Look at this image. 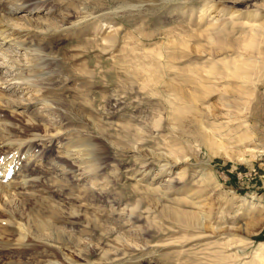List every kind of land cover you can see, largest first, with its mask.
<instances>
[{"label": "rangeland", "instance_id": "rangeland-1", "mask_svg": "<svg viewBox=\"0 0 264 264\" xmlns=\"http://www.w3.org/2000/svg\"><path fill=\"white\" fill-rule=\"evenodd\" d=\"M232 13L264 0H0V264H264V76L195 80L234 68Z\"/></svg>", "mask_w": 264, "mask_h": 264}, {"label": "bare ground", "instance_id": "bare-ground-1", "mask_svg": "<svg viewBox=\"0 0 264 264\" xmlns=\"http://www.w3.org/2000/svg\"><path fill=\"white\" fill-rule=\"evenodd\" d=\"M31 9L32 11L34 10L39 11L37 5L33 6V8ZM230 18L231 19L233 18V28H232L233 32L239 33L240 30L243 29V31L240 33V36H239V39L243 41L242 51H239V52L232 51L233 53L236 54V57L234 58H229V59L220 58V60L224 61L225 63L229 61H235L234 68L232 69L231 72L229 69L222 70V69H217L213 67V70L210 69V71L207 70L206 73L203 72V79L202 77L197 76L195 80L198 83L203 84V87H205L203 89L204 97L209 96L214 90L213 88H216L220 82L226 79H232V77L235 79L237 78L240 81L239 86L247 85V87L249 88L253 87V91L249 92V94H253L256 90V82L254 81V74L257 73L256 71H260V73H262L264 76V66H262L263 62H261L260 59H256L258 57H254L255 55L253 56L254 51L257 49L264 51V20H260L256 17H251V16L242 17L239 14H235V13H232ZM213 25L216 31L223 30V27H220L216 25L215 23H213ZM16 26L17 25H13L10 23V18H3V20H1L0 22V27H1L0 31L5 32V34H9L8 36H11V34L15 31V30L13 31V29L17 28ZM4 37L7 38V36H4ZM5 40H8V39H5ZM177 93L178 94H176V98L178 99V102L172 103V111H171L172 116H174L175 118H179L180 115L187 109V106H190L189 103H193L197 99V94L194 92H189V91L181 92L177 90ZM224 106H227L228 108L231 106V104L225 103ZM207 107H210V106H207ZM231 111L232 110L230 111L227 110L224 113L223 112L221 114L219 113L220 117L226 120L231 118L229 117L230 115H232ZM219 114L217 116H219ZM235 120L237 121V118H235ZM202 124H203V129H205L204 131L206 132L203 136V139L208 144L217 145L218 142L219 143L222 142L221 137L223 135H221L220 133H217V131L215 130L218 128V126L212 125L213 123L206 124L205 122L204 123L202 122ZM243 125L244 124L242 122L236 123V125L233 128V131L235 133V130H236L235 136H236L237 141H239L240 143L242 142L248 143L250 142V132L247 129L244 130ZM254 150L255 149L253 148L242 149V151L239 152L237 156L244 159L245 153H248ZM60 153L63 157L68 159L73 165L77 164V162H79L80 160V153L78 150L61 148ZM262 220H260L261 227L259 228L254 227L251 229L257 230V232L261 231L260 229L264 227V217L262 218ZM245 225H240L239 227L245 228ZM239 227H236V228H239Z\"/></svg>", "mask_w": 264, "mask_h": 264}]
</instances>
